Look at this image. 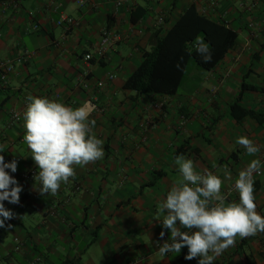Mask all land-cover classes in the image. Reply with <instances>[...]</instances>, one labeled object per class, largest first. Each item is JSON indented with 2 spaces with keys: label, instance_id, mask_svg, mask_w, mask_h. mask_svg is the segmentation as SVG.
Masks as SVG:
<instances>
[{
  "label": "crops",
  "instance_id": "1",
  "mask_svg": "<svg viewBox=\"0 0 264 264\" xmlns=\"http://www.w3.org/2000/svg\"><path fill=\"white\" fill-rule=\"evenodd\" d=\"M192 4L237 34L233 48L213 70L194 68L188 89L183 88L187 92L125 89L143 54ZM62 17L72 18L74 25H58ZM103 32L112 34L107 47L101 46ZM85 54L92 56L90 62L83 60ZM2 61L12 62L14 70L0 89V155L5 162L19 159L15 173L6 171L23 190L18 204L4 201L15 217L0 228V264H198L185 259L187 247L179 254L158 253L157 242L170 233L159 224L163 217L157 208L179 177L174 161L181 154L193 160L196 171H212L224 181L228 202L239 200L233 189L239 171L259 159L262 172L254 174V196L264 216V122L237 119L231 112L245 81L257 91L243 92L239 105L264 116V0L0 2ZM29 94L73 108L92 105L89 119L104 142L103 159L74 166L75 178L55 196L40 195L33 179L20 181L21 173L37 172L23 140ZM14 113L17 122L11 119ZM240 136L260 151L249 156L236 143ZM224 165L231 181L224 180ZM213 264H264V233L237 237Z\"/></svg>",
  "mask_w": 264,
  "mask_h": 264
},
{
  "label": "clouds",
  "instance_id": "2",
  "mask_svg": "<svg viewBox=\"0 0 264 264\" xmlns=\"http://www.w3.org/2000/svg\"><path fill=\"white\" fill-rule=\"evenodd\" d=\"M195 47L204 62L211 61L210 46L199 36ZM26 100L23 140L37 168L34 187L39 185L36 190L42 196H55L62 184L75 178L74 166L95 163L105 155L104 142L93 131L95 120L89 119L94 107L84 103L73 108L61 101L31 94ZM236 143L249 156L260 151V147L246 136L238 137ZM174 163L179 177L172 182L166 198L157 208L158 217H163L159 224L170 233L168 240L157 242L159 255L179 254L187 247L186 260L198 259V264H213L226 249L235 245L237 237L244 239L264 233V216L258 214L254 196V174L262 172L259 159H252L235 179L233 189L238 193V202H228L227 195L222 193L224 181L212 171H196L193 160L186 159L183 154L177 155ZM17 167L15 159L5 162L0 155V228L15 217L5 208L4 201L11 204L20 201L22 186L6 171L10 169L15 173ZM222 171L224 180L231 181L227 165ZM159 235L163 239L165 231Z\"/></svg>",
  "mask_w": 264,
  "mask_h": 264
},
{
  "label": "trees",
  "instance_id": "3",
  "mask_svg": "<svg viewBox=\"0 0 264 264\" xmlns=\"http://www.w3.org/2000/svg\"><path fill=\"white\" fill-rule=\"evenodd\" d=\"M28 0H0V2ZM201 37L210 46V62H204L196 51L195 41ZM237 34L222 24L199 14L194 4L187 7L170 29L157 37L150 51L143 54L138 67L124 83V88L139 94L173 95L181 87L188 89L187 82L194 68L206 73L213 70L233 48ZM257 91L252 85L242 81L239 94L231 106L232 115L241 119L250 117L264 122V116L239 105L243 92ZM236 111L239 113L236 114ZM71 264V263H64Z\"/></svg>",
  "mask_w": 264,
  "mask_h": 264
},
{
  "label": "built area",
  "instance_id": "4",
  "mask_svg": "<svg viewBox=\"0 0 264 264\" xmlns=\"http://www.w3.org/2000/svg\"><path fill=\"white\" fill-rule=\"evenodd\" d=\"M119 1L117 3V5H120ZM58 25L61 26H72L74 25V20L70 17H62V19L58 22ZM112 42V34L110 32H103V35L101 37V46L102 47H107L111 44ZM92 59V56L90 54H85L83 56V60L85 62H90V60ZM13 65L12 62L10 61H2L0 62V89L6 84L7 80L6 77L13 72ZM87 75V72H84V77ZM114 79V75H108V80H113ZM97 87H102L103 84L102 82H97L96 83ZM13 122H17L19 121V116L18 114L14 113L11 117ZM16 161H19V159H17ZM35 172L34 170H30V171H25L23 173L20 174V181L22 183H27L30 182L33 179ZM76 190H78V188H76Z\"/></svg>",
  "mask_w": 264,
  "mask_h": 264
},
{
  "label": "rangeland",
  "instance_id": "5",
  "mask_svg": "<svg viewBox=\"0 0 264 264\" xmlns=\"http://www.w3.org/2000/svg\"><path fill=\"white\" fill-rule=\"evenodd\" d=\"M187 84H188V83H187ZM187 84H186V85H187ZM179 92H187V90H185V89L183 90V87H181V89L179 90Z\"/></svg>",
  "mask_w": 264,
  "mask_h": 264
}]
</instances>
